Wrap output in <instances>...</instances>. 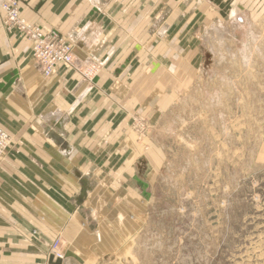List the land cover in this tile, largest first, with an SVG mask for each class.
<instances>
[{"label": "crops", "instance_id": "1", "mask_svg": "<svg viewBox=\"0 0 264 264\" xmlns=\"http://www.w3.org/2000/svg\"><path fill=\"white\" fill-rule=\"evenodd\" d=\"M19 1L30 24L70 38L79 61L101 68L92 81L65 65L45 77L32 43L8 31L0 11V127L11 137L0 161V264H50L58 239L80 259L63 264H88L145 216L141 187L153 188L164 155L155 129L177 124L186 143L218 133L219 104L234 102L213 96L215 53L205 54L210 98L199 95L208 89L202 0ZM155 91H176L178 103Z\"/></svg>", "mask_w": 264, "mask_h": 264}, {"label": "rangeland", "instance_id": "2", "mask_svg": "<svg viewBox=\"0 0 264 264\" xmlns=\"http://www.w3.org/2000/svg\"><path fill=\"white\" fill-rule=\"evenodd\" d=\"M201 2L208 89L199 95L210 98L205 54L215 53L213 96L234 103L219 104L218 133L202 131L187 143L177 124L171 133L156 127L164 155L155 159L153 188L141 187L145 216L88 264H264V0ZM169 94L178 103L176 91L154 92L160 102ZM146 128L139 121L138 130Z\"/></svg>", "mask_w": 264, "mask_h": 264}, {"label": "built area", "instance_id": "3", "mask_svg": "<svg viewBox=\"0 0 264 264\" xmlns=\"http://www.w3.org/2000/svg\"><path fill=\"white\" fill-rule=\"evenodd\" d=\"M4 15V26L8 31L23 33L32 43L35 61L39 64L43 75L51 77L60 66H68L81 74L86 80H94L101 66L95 62H81L75 56V46L72 40L57 31L44 32L39 26L30 24L20 13L19 0H5L0 5ZM11 146V137L0 127V161L6 156ZM60 240L50 247V256L55 259H65L63 251L59 250Z\"/></svg>", "mask_w": 264, "mask_h": 264}, {"label": "water", "instance_id": "4", "mask_svg": "<svg viewBox=\"0 0 264 264\" xmlns=\"http://www.w3.org/2000/svg\"><path fill=\"white\" fill-rule=\"evenodd\" d=\"M85 192L82 193L79 199V204L83 202ZM65 258H75L76 260L80 261V259L73 253L69 252L65 255ZM64 260L63 259H55V257L52 255L50 256V264H63Z\"/></svg>", "mask_w": 264, "mask_h": 264}]
</instances>
